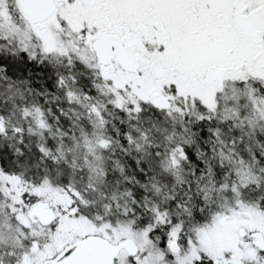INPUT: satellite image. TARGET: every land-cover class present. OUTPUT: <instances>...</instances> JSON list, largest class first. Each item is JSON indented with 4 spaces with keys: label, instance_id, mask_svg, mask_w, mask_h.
I'll return each instance as SVG.
<instances>
[{
    "label": "snow or ice",
    "instance_id": "obj_1",
    "mask_svg": "<svg viewBox=\"0 0 264 264\" xmlns=\"http://www.w3.org/2000/svg\"><path fill=\"white\" fill-rule=\"evenodd\" d=\"M0 264H264V0H0Z\"/></svg>",
    "mask_w": 264,
    "mask_h": 264
}]
</instances>
